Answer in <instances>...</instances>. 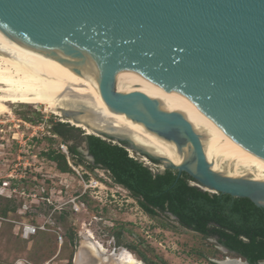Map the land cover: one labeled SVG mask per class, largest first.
Masks as SVG:
<instances>
[{
  "label": "water",
  "instance_id": "95a60500",
  "mask_svg": "<svg viewBox=\"0 0 264 264\" xmlns=\"http://www.w3.org/2000/svg\"><path fill=\"white\" fill-rule=\"evenodd\" d=\"M0 29L54 49L74 73L97 80L110 110L172 142L183 159L114 126L92 135L264 209V180L210 164L230 138L264 160V0H0ZM60 111L77 128L90 112Z\"/></svg>",
  "mask_w": 264,
  "mask_h": 264
},
{
  "label": "rangeland",
  "instance_id": "374dc122",
  "mask_svg": "<svg viewBox=\"0 0 264 264\" xmlns=\"http://www.w3.org/2000/svg\"><path fill=\"white\" fill-rule=\"evenodd\" d=\"M56 122L68 121L43 105L11 104L0 114V181L16 188L12 198L0 197L1 208L15 207L5 218L0 215V264H73L86 244H99L105 252L98 260L105 263L122 249L142 264H216L238 258L224 252L215 238L188 230L171 216H148L108 172L87 168L92 160L83 141L86 131H72L74 139L64 140L52 131ZM73 144L87 162L70 159L72 171L61 173L45 154L63 153ZM129 153L151 171H161L160 164ZM219 165L225 175L264 180V171L256 168L235 167L231 161ZM21 223L44 224L46 230L23 239Z\"/></svg>",
  "mask_w": 264,
  "mask_h": 264
},
{
  "label": "trees",
  "instance_id": "16d2710c",
  "mask_svg": "<svg viewBox=\"0 0 264 264\" xmlns=\"http://www.w3.org/2000/svg\"><path fill=\"white\" fill-rule=\"evenodd\" d=\"M79 129L62 122H56L52 127L53 133L64 140L74 139L72 131L81 132ZM83 141L89 155L94 158L92 163L84 161V155L76 144L68 148L70 159L87 162L88 169L100 168L108 172L148 216L168 218L173 215L182 227L204 237L215 238L218 245L249 264L264 261L263 208L246 198L203 191L192 184L195 180L186 173L178 178L177 172L170 169L153 172L130 156L123 143L113 144L92 134L83 135ZM45 155L56 164L59 172L72 171L67 156L62 152H47ZM13 211L15 207H4L0 209V215L5 218Z\"/></svg>",
  "mask_w": 264,
  "mask_h": 264
},
{
  "label": "bare ground",
  "instance_id": "6f19581e",
  "mask_svg": "<svg viewBox=\"0 0 264 264\" xmlns=\"http://www.w3.org/2000/svg\"><path fill=\"white\" fill-rule=\"evenodd\" d=\"M52 50L54 49L29 43L0 29V114L9 111L11 104L43 105L46 110L54 109L57 115L64 118L61 109L83 106L90 112L82 116L80 124L76 126L88 134H93L104 126H114L129 131L137 142L173 162L182 161L183 157L176 153L172 142L147 131L142 124L110 110L100 96L97 80L82 70V75L74 73L72 66L64 63V57ZM67 121L72 123L71 118ZM219 161H231L235 167L264 171V160L231 138L217 145L210 160L212 168L221 172ZM232 176L241 177L239 174ZM102 252L105 251L99 244H86L79 248L73 264H142L124 249L119 254L112 253L109 256L115 257V262L113 258L112 262H100L98 256ZM218 262L243 264L231 258Z\"/></svg>",
  "mask_w": 264,
  "mask_h": 264
},
{
  "label": "built area",
  "instance_id": "2783aa9c",
  "mask_svg": "<svg viewBox=\"0 0 264 264\" xmlns=\"http://www.w3.org/2000/svg\"><path fill=\"white\" fill-rule=\"evenodd\" d=\"M68 148L64 146L63 153L67 156V161L70 164V155L68 153ZM14 183H11L10 181H0V197L4 198H12L13 193L16 192V188L13 185ZM1 208V204H0ZM22 225V233L21 237L23 239H29L30 237L34 236L37 232H41L46 230L45 225H34L29 223H21Z\"/></svg>",
  "mask_w": 264,
  "mask_h": 264
},
{
  "label": "flooded vegetation",
  "instance_id": "af4514ba",
  "mask_svg": "<svg viewBox=\"0 0 264 264\" xmlns=\"http://www.w3.org/2000/svg\"><path fill=\"white\" fill-rule=\"evenodd\" d=\"M79 251V250H78ZM77 254V253H76ZM76 254H75V257H76ZM87 255V254H86ZM75 259V258H74Z\"/></svg>",
  "mask_w": 264,
  "mask_h": 264
}]
</instances>
